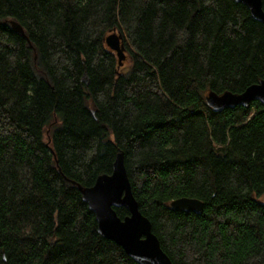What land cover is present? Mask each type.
<instances>
[{"label":"trees","instance_id":"obj_1","mask_svg":"<svg viewBox=\"0 0 264 264\" xmlns=\"http://www.w3.org/2000/svg\"><path fill=\"white\" fill-rule=\"evenodd\" d=\"M261 79L264 24L234 0H0V264H137L78 190L119 152L172 264H264V104L206 103Z\"/></svg>","mask_w":264,"mask_h":264},{"label":"water","instance_id":"obj_2","mask_svg":"<svg viewBox=\"0 0 264 264\" xmlns=\"http://www.w3.org/2000/svg\"><path fill=\"white\" fill-rule=\"evenodd\" d=\"M234 1L245 5L254 19L264 24L261 0ZM13 29L19 34H24L18 24H13ZM123 40L119 31H112L104 37L106 45L115 51L119 66L125 59ZM254 100L264 104V79L249 85L241 93L216 94L210 91L206 95V103L216 110L246 106ZM78 190L89 210L93 212L97 231L102 237L119 245L137 264H172L152 232L151 222L138 208L121 152L116 154L110 174L99 175L93 185L78 186ZM169 205L170 208L185 212H200L203 208L200 199L185 196L172 200ZM118 207H124L128 215L120 218L115 210Z\"/></svg>","mask_w":264,"mask_h":264},{"label":"bare ground","instance_id":"obj_3","mask_svg":"<svg viewBox=\"0 0 264 264\" xmlns=\"http://www.w3.org/2000/svg\"><path fill=\"white\" fill-rule=\"evenodd\" d=\"M125 38V37H124ZM127 47V46H126ZM133 50V49H132ZM170 204V203H169ZM170 206V205H169Z\"/></svg>","mask_w":264,"mask_h":264},{"label":"rangeland","instance_id":"obj_4","mask_svg":"<svg viewBox=\"0 0 264 264\" xmlns=\"http://www.w3.org/2000/svg\"><path fill=\"white\" fill-rule=\"evenodd\" d=\"M125 65H127V62H126V64Z\"/></svg>","mask_w":264,"mask_h":264}]
</instances>
